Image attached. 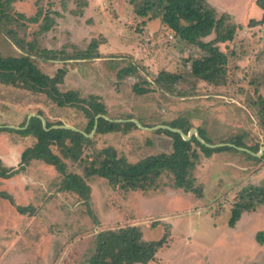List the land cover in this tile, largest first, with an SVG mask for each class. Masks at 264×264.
Instances as JSON below:
<instances>
[{
  "label": "rangeland",
  "instance_id": "obj_1",
  "mask_svg": "<svg viewBox=\"0 0 264 264\" xmlns=\"http://www.w3.org/2000/svg\"><path fill=\"white\" fill-rule=\"evenodd\" d=\"M142 1L16 0L5 9L13 20L0 22V54L28 55L41 72L61 77L59 90H73L82 101L58 106L45 92L0 82V169L15 171L0 176V264H94L101 237L131 227L160 245L149 264H264V243L256 238L264 232V206L243 210L234 226L227 223L242 189L264 187V150L254 158L238 148L204 151L191 141L199 154L191 170L198 195L175 186L167 168L144 182L123 174L148 156L172 152L173 135L122 121L135 118L145 127L186 121L206 143L236 139L238 146L259 151L263 11L257 0H208L218 16L239 26L233 40L219 43L227 59L212 64L225 69V78L211 84L190 73L191 61L205 51L177 37L159 18L136 14ZM163 70L181 74L173 88L160 81ZM134 85L148 90L137 93ZM90 103L103 106L100 117L119 122L115 130L90 129L74 157L68 139L50 143L65 171L89 185L86 199L62 188L64 174L54 164L39 158L21 162L22 152L38 139L8 126L24 130L33 113L46 123L85 131L90 117L83 109ZM87 165H106L113 179L86 176Z\"/></svg>",
  "mask_w": 264,
  "mask_h": 264
},
{
  "label": "trees",
  "instance_id": "obj_2",
  "mask_svg": "<svg viewBox=\"0 0 264 264\" xmlns=\"http://www.w3.org/2000/svg\"><path fill=\"white\" fill-rule=\"evenodd\" d=\"M12 1L16 0H0V22L3 19L7 21L13 20V17L5 10L11 7ZM257 4L263 11L260 22L264 23V0H257ZM135 13L150 19L159 18L177 37L205 51L202 56L194 58L191 61V75L211 84H220L224 81L225 69L214 67L212 59H217L223 63L226 62L227 57L219 48V43L233 40L235 31L239 26L235 25L236 23L228 22L225 14L218 16L215 8L208 0H143L142 4L135 9ZM48 28V25H42V29ZM212 32L215 33L212 39L208 41L203 40L204 37L210 35ZM93 46H96V43ZM60 73L63 72L60 71ZM181 77L180 73L166 70L161 71L159 75L160 81L170 88H173L174 83L179 81ZM60 80L61 77H57V75L49 76L41 72L28 55L2 56L0 54L1 83L22 84L32 90L45 92L58 106L77 104L82 101V98L73 90L64 92L59 90L56 84ZM134 89L137 93H144L148 90L138 85H134ZM261 102L264 104V99H261ZM101 106V104L90 103V107L83 109V112L90 117L88 129L84 131L85 133H89L90 129L93 128L96 114L102 113L100 111ZM128 124L135 125V123L128 121L123 123V125ZM51 125V123H46L47 128ZM115 125L118 126L119 122L99 117L96 130L101 133L109 132L115 130ZM169 125L179 127L185 133L190 129V125L186 121H174ZM18 131L30 132L38 139L32 147L22 152L21 162H28L31 158H39L50 164H54L64 174L62 188L77 192L82 197L88 199L89 185L80 175L65 171V165L58 160L50 149L52 141L57 143L63 142L65 144L64 141L68 139L73 144L72 148L69 149L71 156L74 157L78 154V147L81 142L89 140L87 135L67 128L46 129L42 126V122L37 116H32L28 122V126L24 130L18 129ZM166 131L173 135L172 152L159 154L157 157L148 156L131 166L128 165L125 168L126 171L122 167H119V170L125 171L123 174L128 175L137 182V179H153L161 174V169L167 168L174 176L175 186L185 187L200 195V190L193 186L194 179L191 176V170L195 164L193 160L199 158L196 149L191 147V141H195L204 151L215 147L204 145L195 136H192L190 139H184L177 132L167 129ZM198 132L201 136L199 130ZM233 143L237 146L241 145L236 139H234ZM74 145L77 149L74 148ZM227 148L235 149V147L229 145L216 147V149ZM252 150L258 152L257 148ZM112 155L113 153H110V156ZM252 157L255 158L257 156L253 155ZM121 160L119 159L117 162L120 163ZM109 162L107 161V163ZM122 163L124 164L123 160ZM14 172H5L0 169V176L7 177ZM84 172L86 176L97 174L107 177L109 180H112L115 174L112 171H107L106 165L103 167L87 165ZM260 204L264 206V187L252 186L242 189L239 199L230 208L228 225L234 226L243 210H255ZM18 209L21 212L25 211V208L20 206ZM256 238L258 242L264 243V232L257 233ZM159 247L158 242L144 240L141 231L136 227L127 228L101 237L100 246L95 253L94 264H148L156 260V253Z\"/></svg>",
  "mask_w": 264,
  "mask_h": 264
},
{
  "label": "water",
  "instance_id": "obj_3",
  "mask_svg": "<svg viewBox=\"0 0 264 264\" xmlns=\"http://www.w3.org/2000/svg\"><path fill=\"white\" fill-rule=\"evenodd\" d=\"M31 115H35V116H37V117L41 120V122H42V126H43L44 128H46V129H49V128H58V127H59V128H67V129H72V130H75V131L82 132L84 135H88V136L91 135V133H90V134H87V133H85L84 131H82L81 129H79V128L73 126V125H69V124H53V125H51L49 128H47V127H46V120H45V118H44L42 115H40V114H33V113H31V114L28 115L24 127H25L26 124L28 123V120H29V118H30ZM100 116H102V115H101V114H98V115L95 116V118H94V125H93V128H92V132L96 129V126H97V120H98V118H99ZM31 117H32V116H31ZM118 121H121V120L118 119ZM122 121L133 122V123H135L137 126H139V127L142 128V129L166 128V129H169V130H171V131H173V132H177V133H179L180 135H182V137H183L184 139H190L192 136H195V138H196L198 141H200L201 143H203L204 145L209 146V147H217V146L229 145V146H233V147H235V148H238V149H240V150L248 151V152H250L251 154L256 155V156H259V155L263 152V150H264V147H261V149H260L258 152H253V151H251V150H248L247 148H244V147H240V146L234 145L233 143H230V144L228 143V144H226V143H224V142H219V143L209 144V143H206V142L203 140V138L200 136V134H199L197 128H195V127L190 128V129L188 130V132L185 133V132H183V130H182L181 128H179V127H173V126L168 125V124H158V125H155V126H152V127H145V126H143V125H142L137 119H135V118L123 119ZM8 127H10V128H15V129L23 128V127H20V126H12V125H9Z\"/></svg>",
  "mask_w": 264,
  "mask_h": 264
},
{
  "label": "crops",
  "instance_id": "obj_4",
  "mask_svg": "<svg viewBox=\"0 0 264 264\" xmlns=\"http://www.w3.org/2000/svg\"><path fill=\"white\" fill-rule=\"evenodd\" d=\"M149 264V263H148Z\"/></svg>",
  "mask_w": 264,
  "mask_h": 264
},
{
  "label": "flooded vegetation",
  "instance_id": "obj_5",
  "mask_svg": "<svg viewBox=\"0 0 264 264\" xmlns=\"http://www.w3.org/2000/svg\"><path fill=\"white\" fill-rule=\"evenodd\" d=\"M35 116V115H34Z\"/></svg>",
  "mask_w": 264,
  "mask_h": 264
}]
</instances>
